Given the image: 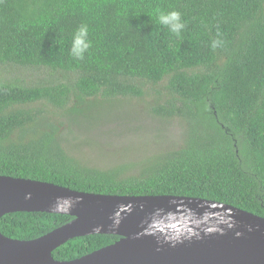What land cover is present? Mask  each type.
<instances>
[{
	"label": "trees",
	"instance_id": "1",
	"mask_svg": "<svg viewBox=\"0 0 264 264\" xmlns=\"http://www.w3.org/2000/svg\"><path fill=\"white\" fill-rule=\"evenodd\" d=\"M156 9L181 13L179 38ZM81 24L92 48L76 61L70 46ZM215 39L225 44L213 51ZM4 67L46 77H0V176L101 195L199 198L264 218V0H0ZM151 93L153 113L181 123L177 146L104 167L69 152L70 128L108 122L112 103ZM72 219L6 214L0 233L29 241ZM118 240L74 238L52 257L72 261Z\"/></svg>",
	"mask_w": 264,
	"mask_h": 264
},
{
	"label": "water",
	"instance_id": "2",
	"mask_svg": "<svg viewBox=\"0 0 264 264\" xmlns=\"http://www.w3.org/2000/svg\"><path fill=\"white\" fill-rule=\"evenodd\" d=\"M12 213L73 219L29 241L0 233V264H264V218L214 201L101 195L0 176V217ZM90 235L119 240L72 261L52 257L69 240Z\"/></svg>",
	"mask_w": 264,
	"mask_h": 264
},
{
	"label": "rangeland",
	"instance_id": "3",
	"mask_svg": "<svg viewBox=\"0 0 264 264\" xmlns=\"http://www.w3.org/2000/svg\"><path fill=\"white\" fill-rule=\"evenodd\" d=\"M42 72L30 73L22 68L4 67L0 70V77L30 84L34 76L35 79H45L46 73ZM163 95L162 92V99ZM156 100L159 99L151 93L143 98L115 101L106 111L111 113L108 122L93 128H70V140L66 144L69 152L86 159L85 163L104 167L136 161L153 152L174 148L182 135L181 123L155 115L152 107ZM129 114L131 117L127 118Z\"/></svg>",
	"mask_w": 264,
	"mask_h": 264
},
{
	"label": "clouds",
	"instance_id": "4",
	"mask_svg": "<svg viewBox=\"0 0 264 264\" xmlns=\"http://www.w3.org/2000/svg\"><path fill=\"white\" fill-rule=\"evenodd\" d=\"M155 12L158 23L179 38L186 27V22L182 21L181 13L175 10L164 12L160 9H156ZM224 44L225 42L222 39H215L211 41L210 49L215 51L222 48ZM91 48L92 41L89 37V27L87 24H81L72 36L70 56L76 61H83Z\"/></svg>",
	"mask_w": 264,
	"mask_h": 264
}]
</instances>
